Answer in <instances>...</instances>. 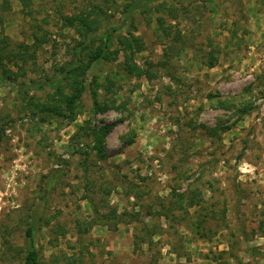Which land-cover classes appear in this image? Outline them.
Instances as JSON below:
<instances>
[{
    "label": "rangeland",
    "instance_id": "obj_1",
    "mask_svg": "<svg viewBox=\"0 0 264 264\" xmlns=\"http://www.w3.org/2000/svg\"><path fill=\"white\" fill-rule=\"evenodd\" d=\"M31 1L0 0V264L31 225L42 264H264V0L143 4L87 72L139 0Z\"/></svg>",
    "mask_w": 264,
    "mask_h": 264
},
{
    "label": "trees",
    "instance_id": "obj_2",
    "mask_svg": "<svg viewBox=\"0 0 264 264\" xmlns=\"http://www.w3.org/2000/svg\"><path fill=\"white\" fill-rule=\"evenodd\" d=\"M154 1H156V0H139V1L131 2L126 6V8L124 10V19H123V22L121 23V25L116 26V25L110 24L99 35L100 40H101V44L98 47H96L92 53H90L89 59H88L87 64H86V72L90 68H92L95 64H99L100 62H102V60L108 56V53H109L110 49L112 48L114 41L116 39L115 33L116 32H122V30L124 28H126V26L128 24H130L129 22L132 21L134 11L141 8L143 6V4H148V3H151ZM20 2L22 3L24 9L28 8L29 5L32 4L31 0H20ZM65 21L67 23H70L72 20L67 18V19H65ZM70 24H72V23H70ZM128 44H129L130 49H133V44L131 43L130 40H129ZM80 46L83 48H86L88 46V42L81 43ZM77 52L80 53L81 48H78ZM76 63L69 64V65L63 67L61 69V71H59L58 81H56L53 84L55 89H57L58 86L62 83V81L65 80V75L67 73H71L73 71H76V69H75ZM208 65L213 66L214 61L211 60ZM134 71L137 72L138 74L145 72L142 69H137V68H134ZM38 86L39 85H37V87ZM33 87L28 86L24 90L29 91ZM86 90H87L86 79H83L77 85L74 92L70 96H67V97L65 96V108L64 109H62V107L60 108V106H61L60 103L57 104V106L51 105V107H48V109H46L47 112L45 113V115L40 117V120L44 122V121H47V120L52 119V118L62 117V118L68 119L69 121H73L77 116L76 108L78 106V103L81 101ZM91 94L93 97L92 112L97 114L98 112L105 110V107H100V103L97 100L95 92L92 91ZM113 127H114V125L104 126V127H100V128L92 127L89 129L82 127L81 129L84 130L82 136H93V138L95 140V143H94L95 147H99V149H101L102 146H100V145L103 143L106 136L111 132ZM113 215L115 217L116 223L121 222L122 218H120L117 213H113ZM35 228H36V225H31L26 230V237H27L26 243H27V245H26L25 252H24L23 264H42L41 254H40V251H39L38 247L36 246V242H35V233H36ZM253 255H256V254H253Z\"/></svg>",
    "mask_w": 264,
    "mask_h": 264
}]
</instances>
